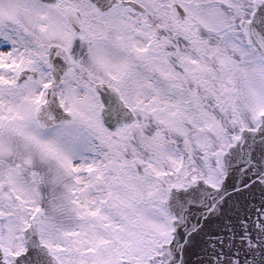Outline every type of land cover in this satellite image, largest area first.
I'll list each match as a JSON object with an SVG mask.
<instances>
[{
  "label": "snow or ice",
  "instance_id": "obj_1",
  "mask_svg": "<svg viewBox=\"0 0 264 264\" xmlns=\"http://www.w3.org/2000/svg\"><path fill=\"white\" fill-rule=\"evenodd\" d=\"M0 264H264V0H0Z\"/></svg>",
  "mask_w": 264,
  "mask_h": 264
}]
</instances>
